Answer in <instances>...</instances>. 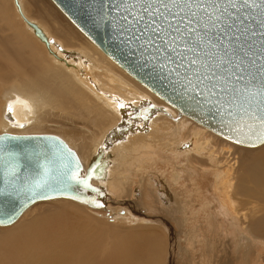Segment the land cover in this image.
Masks as SVG:
<instances>
[{"label":"bare ground","instance_id":"6f19581e","mask_svg":"<svg viewBox=\"0 0 264 264\" xmlns=\"http://www.w3.org/2000/svg\"><path fill=\"white\" fill-rule=\"evenodd\" d=\"M54 5L0 0V133L55 126L86 170L103 154L105 206L33 205L0 228V264H264V143L181 113Z\"/></svg>","mask_w":264,"mask_h":264},{"label":"water","instance_id":"95a60500","mask_svg":"<svg viewBox=\"0 0 264 264\" xmlns=\"http://www.w3.org/2000/svg\"><path fill=\"white\" fill-rule=\"evenodd\" d=\"M52 1L87 38L181 113L234 143L247 147L264 143L260 122L253 115L255 107L245 114L241 100L225 101L223 106L207 103L195 92L186 91L174 73L169 75L167 69L158 67L161 61L153 59L152 47H141L143 41L133 39V34L141 35L149 22L137 0ZM243 12L248 16L245 24L250 26L251 48L246 59H255L259 66L264 58L260 51L264 41L260 11L245 8ZM141 15L144 19L137 23ZM153 19L160 22L158 17ZM147 35L151 33L144 39ZM257 86L258 81H253L250 91ZM121 130V126L116 128ZM102 157L97 156L86 170L76 150L57 135L0 133V221H6L0 222V228L13 226L26 210L43 201L69 199L94 209L104 208L105 201L99 198L102 193L106 195L102 182L109 176L110 161L106 165ZM85 180L90 187L85 186Z\"/></svg>","mask_w":264,"mask_h":264},{"label":"snow or ice","instance_id":"6c2138e0","mask_svg":"<svg viewBox=\"0 0 264 264\" xmlns=\"http://www.w3.org/2000/svg\"><path fill=\"white\" fill-rule=\"evenodd\" d=\"M149 16L141 35V47L154 49L158 67L182 81L186 91L195 92L209 104L241 100L245 114L255 107L264 142V58L259 66L250 55V26L245 8L259 9V27L264 36V0H137ZM158 5V6H157ZM234 10V11H232ZM153 17L159 18V23ZM127 21V17H124ZM141 15L137 23L142 21ZM136 31H139L137 29ZM147 33V39H144ZM255 35V32H251ZM264 54V41L261 42ZM256 68L253 71V68ZM258 81L254 92L249 86ZM248 107H244V105ZM231 115V113H229ZM90 187L87 181H83ZM101 206V205H97ZM6 222V221H0Z\"/></svg>","mask_w":264,"mask_h":264},{"label":"rangeland","instance_id":"374dc122","mask_svg":"<svg viewBox=\"0 0 264 264\" xmlns=\"http://www.w3.org/2000/svg\"><path fill=\"white\" fill-rule=\"evenodd\" d=\"M51 2H52V4H54V2L52 1V0H50ZM55 7H56V9L61 13V15L62 16H64V19L66 20V21H68L70 24H72L73 25V27H76L61 11H60V9L56 6V5H54ZM76 29L78 30V32L82 35V37H85V39H87L88 41H90L77 27H76ZM82 41V40H81ZM80 40H79V42H81ZM83 42V41H82ZM91 42V41H90ZM92 43V42H91ZM94 45V44H93ZM1 113H2V110H1ZM48 129L50 130L49 132H48ZM48 129H46L45 130V132L43 133V134H53L54 133V135H57V136H59V137H61V138H63L64 140H65V138L62 136L63 134H61V133H63L62 131H60L59 129H57L55 126L54 127H52V128H48ZM52 129V130H51ZM59 133V134H58ZM61 134V135H60ZM66 141V140H65ZM67 142V141H66ZM68 143V142H67ZM240 146V145H239ZM257 147H259V146H257ZM246 148H256V147H246ZM59 200V199H58ZM53 200H51L50 202H52ZM46 202V203H45ZM45 202H42L41 203V206H46V205H49V202L48 201H45ZM71 203H73V202H71ZM73 204H75V203H73ZM75 205H77V204H75ZM77 206H79V205H77ZM82 206V205H81ZM81 206H79V207H81ZM84 208V207H83ZM85 209H87L88 211L90 210V209H88V208H85ZM91 212H92V210H91ZM96 217H99L100 219H103L104 218V216L103 215H101V214H98V216H97V214H96ZM103 220H106L105 218L103 219ZM112 223H114V222H112ZM16 224V223H15ZM14 224V225H15ZM13 225V226H14ZM13 226H11V227H13ZM127 226V225H126ZM11 227H8V228H11ZM8 228H3V229H8Z\"/></svg>","mask_w":264,"mask_h":264}]
</instances>
